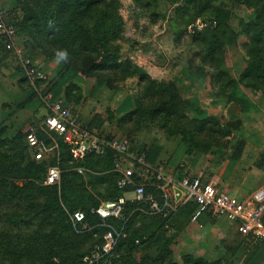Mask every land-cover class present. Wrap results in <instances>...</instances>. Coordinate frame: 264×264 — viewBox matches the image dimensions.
<instances>
[{
    "label": "trees",
    "instance_id": "16d2710c",
    "mask_svg": "<svg viewBox=\"0 0 264 264\" xmlns=\"http://www.w3.org/2000/svg\"><path fill=\"white\" fill-rule=\"evenodd\" d=\"M15 1L23 10L22 19L14 22L19 37L28 36L36 49L46 51L51 56H57L61 50L68 53L65 65L61 67L64 76L57 79L51 88L54 100L62 97V80L66 82L72 78L65 74L68 71L66 65L89 77H106L111 86L115 81H125L139 74L136 66L122 60L119 41L123 35V26L119 23L116 0ZM234 1L255 10L254 20L244 27L248 37L245 44L247 66L237 80L224 68L221 52L223 44L218 37H212L209 31L202 30L193 40L205 47L199 56L203 63L213 66V87L218 92L229 94L239 83L264 93V0ZM212 13L220 22H226L230 17L228 11L219 7L212 8ZM0 43L5 49L3 42ZM139 80L140 92L135 107L122 118L123 124L132 123L137 129L144 122H151L170 135L186 136L193 149L199 150L208 149L211 140L219 143V138L226 136L227 130L213 118L202 121L189 118V104L180 95L174 82L152 81L143 74L139 75ZM64 103L69 104L67 100ZM20 107H23L22 104ZM7 131V126L0 125V262L12 259L13 264H83L89 250L85 244L93 241L102 244L100 234L108 229L98 228L90 233L77 234L66 210L74 212L81 205L86 209L92 207L89 204L92 195L87 190L90 183L96 187L108 181L114 182V174L100 178L90 174L89 170L102 164L103 169L113 165L114 152L109 149L101 155L90 152L84 161L77 163L71 159L68 146L62 141L63 170L69 171L62 174L60 184L46 185L50 165L48 160L36 161L22 140L23 134L14 136ZM45 139L47 143L50 142V139ZM140 148L146 150L142 146ZM241 149L242 146L239 147ZM147 159L153 164L148 152ZM79 166L87 169L84 175L76 170ZM94 204L98 206V202ZM196 208V203L191 201L167 217L146 216L140 211L136 212L126 224L127 236L120 240L116 248L114 264H180L174 260L169 249L173 236L167 241L163 230L165 225L171 227L183 215L189 216L191 220ZM140 215L150 220L146 225L147 238L146 233L134 228ZM12 218L16 221L12 222ZM89 218L91 225L99 223L98 216L93 214ZM36 223L37 226L32 230ZM22 227L27 232L21 235ZM15 231H18L20 239L24 238L25 243L22 240V245H5V239H9V234ZM141 245L146 251L137 260L134 255ZM182 258V264H225L221 260L210 261L189 254Z\"/></svg>",
    "mask_w": 264,
    "mask_h": 264
},
{
    "label": "rangeland",
    "instance_id": "374dc122",
    "mask_svg": "<svg viewBox=\"0 0 264 264\" xmlns=\"http://www.w3.org/2000/svg\"><path fill=\"white\" fill-rule=\"evenodd\" d=\"M116 1L118 2L119 23L123 26V35L119 41L122 47V60L136 66L139 69V74L125 81H115L111 86L108 84L106 77H89L83 75L80 70L66 65L68 71L65 74L72 76V78L65 79L66 82L62 80V97L59 100H54V92L51 90L54 85L51 82H55L64 76L61 67L65 65V60L57 61L56 55L51 56L46 51H41L39 55L43 54L52 60L53 70L51 72L54 71L55 76L52 81L48 78L44 83L34 85L28 82V88L32 89L33 98H36L28 106L29 109L35 110L33 111V117L25 119L19 116L18 114L22 109L17 102L5 107L8 115H3L2 117V114H0V125L7 126V133L10 135L23 134L22 140L25 145H27L25 134L29 130H34L38 136L49 138L56 142L60 147V158L58 156L52 157L48 162L50 165L59 166L63 174L69 170H63L62 140L58 136L45 131L44 122L49 114V108L45 100L48 98L49 103L67 100L80 114L81 122L86 124L91 131L128 137L131 140L133 149L144 147L150 153L151 159L154 161L153 164L164 167L172 175L186 174L188 176H197L199 174L205 177L209 173L211 161L215 162L217 160L220 163L229 157L239 154L241 151L239 147L243 145L240 139V136H242V121L234 113L238 107H233L232 117L225 115V107L224 105L220 106L219 102L222 100L224 102L225 100L235 102L239 99L235 98L231 93H220L213 87L212 75L214 74V68H212L211 64L203 63L200 59L199 54L203 52L205 47L195 42L193 38L202 30L209 31L212 37L213 35L218 37L220 43L223 44L221 52L225 63L224 68L226 70L231 69L232 72L239 75L244 63L247 65L245 44L248 42V37L244 27L248 22L254 20L255 10L234 0ZM214 7L228 11L229 19L226 22L218 21L215 14L212 13V8ZM214 22H218L216 26ZM26 48L29 55L33 57V48L35 47L27 45ZM142 74L152 81L174 82L180 91V95L189 104L187 109L189 118L197 121H202L209 117L213 118L227 130L226 136L220 137L219 143L211 140L208 149L199 150L193 149L186 136L170 135L151 122H144L137 129L132 123L123 124L122 118L127 116L135 107L137 95L140 92V87L138 86L139 75ZM106 76L110 75L107 74ZM142 83L144 84V82ZM66 90H68L69 95L66 94ZM242 109H244L243 106ZM23 114L26 113L24 112ZM233 137H235V140L232 141ZM231 144L233 146H230ZM116 160L117 158L114 154L113 165L110 164L106 169H103V164L89 169L90 174L96 177H108L112 174L115 176L114 182L108 181L107 184H100L96 187L91 185V183L88 185L87 190L92 195L89 204H92V207L86 209L81 205L76 210L83 211L89 221V215H93L91 210L95 207L94 203L98 202L99 205L104 200L116 201L124 196L132 198L130 194L132 188L122 190L119 187L121 175L115 170ZM88 180L89 178L86 179V181ZM141 208L143 206L131 204L127 208L129 219L133 218L136 212L139 211L141 214L144 213V215L150 216L145 209ZM66 211H68L69 215L72 213L71 210ZM189 219V216L183 215L174 221L171 227L165 225L163 230L167 241L173 236V238L171 237L172 240H170L169 249L173 254L174 260L180 264L183 262V256H181L178 248V240L188 223L191 222ZM186 220L188 221L184 224ZM13 221H16V219L12 218ZM136 222L137 224L134 228L146 233L147 238L146 225L150 222L149 218H144L140 215ZM109 224L118 233L124 234L117 241L118 246L120 240L127 236L128 227L117 221H110ZM36 226L37 223L32 226V230ZM96 228L100 229L101 227ZM26 232V228L22 227L20 234L22 235ZM17 233L18 231L9 234V239L4 241L5 245L10 247L17 244L22 245L20 243L22 240L24 244V238L20 239V235ZM100 237L103 240L102 244L94 241L91 244H85L89 247L86 255L90 254L98 246V250L102 255L98 264H114L113 257L117 246L110 252L108 251L117 239L112 243V237L108 231H104L102 235L100 234ZM136 243L139 244L140 241H136ZM142 245L135 252L134 256L137 260L145 254L146 249ZM0 264H13V261L12 259H6Z\"/></svg>",
    "mask_w": 264,
    "mask_h": 264
},
{
    "label": "built area",
    "instance_id": "2783aa9c",
    "mask_svg": "<svg viewBox=\"0 0 264 264\" xmlns=\"http://www.w3.org/2000/svg\"><path fill=\"white\" fill-rule=\"evenodd\" d=\"M216 24L214 22L215 26ZM0 41L6 50L17 56L24 76L29 82L35 85L48 80L47 72L36 65L20 41L17 26L11 21L9 11L4 8H0ZM48 101L46 98L49 114L44 122L45 131L50 134L56 133L62 138L68 146L71 159L79 163L84 161L90 152L101 155L106 149L112 150L117 158L115 170L121 175L119 187L122 190L132 188L130 192L132 198L124 196L116 201L104 200L92 208V214L99 218L96 226L91 225L83 211L72 212L70 219L77 234L90 233L97 229L96 227L108 228L110 236L113 235L112 243L117 239L109 248L110 252L124 234L118 233L109 222L115 220L126 225L129 220L126 210L131 204L143 206L141 209H145L149 215L167 217L176 213L181 206L193 201L197 208L192 215V221L199 220L205 214L226 218L236 225L238 232L243 236L264 243V185L247 198L241 199L220 189L217 183L204 180L202 177L172 175L164 167L149 162L146 150L140 147L132 149L128 137L91 131L81 122L80 114L70 104ZM25 137L36 161L49 160L57 156L60 158V147L52 139L47 143L46 139L38 136L34 130L27 131ZM76 170L84 175L87 169L79 166ZM61 176L59 166L49 165L45 184L58 185ZM94 236L97 237V234ZM101 256L97 246L84 257L83 264H98Z\"/></svg>",
    "mask_w": 264,
    "mask_h": 264
},
{
    "label": "crops",
    "instance_id": "0c3cea01",
    "mask_svg": "<svg viewBox=\"0 0 264 264\" xmlns=\"http://www.w3.org/2000/svg\"><path fill=\"white\" fill-rule=\"evenodd\" d=\"M0 8L9 11L13 22L17 23L18 19L23 17L22 7L15 0H0ZM20 40L24 44L28 42L26 45L34 46L28 36ZM33 50L34 62L47 72L52 81L55 76V72H51L52 60L43 54L39 55L41 53L39 49ZM36 54L38 55L35 58ZM246 66L244 63L239 75L231 69L227 71L233 78L238 79ZM51 84L54 85L55 82ZM230 93L239 100L218 102L220 106L224 105L226 116L232 117L233 107H238L234 113L242 121L240 136L243 142L242 149L239 154L220 163L217 160L211 161L209 173L205 177L199 174L192 177L213 181L220 189L244 199L264 185V93L246 88L239 83ZM35 99L32 89L28 88V80L24 78L19 59L13 52L4 49L0 43V114L2 117L7 116L5 107L18 102L23 106L18 115L25 119L32 118L35 110L29 109L28 106ZM71 106L75 109L73 105ZM24 112L26 114H23ZM178 244L181 256L189 254L210 261L221 260L225 264H264V243L243 236L238 232L236 225L226 218L205 214L197 221L191 220L179 236Z\"/></svg>",
    "mask_w": 264,
    "mask_h": 264
},
{
    "label": "clouds",
    "instance_id": "9594fccd",
    "mask_svg": "<svg viewBox=\"0 0 264 264\" xmlns=\"http://www.w3.org/2000/svg\"><path fill=\"white\" fill-rule=\"evenodd\" d=\"M68 57V53L67 51L65 50H61V51H58L57 52V61H60V60H66Z\"/></svg>",
    "mask_w": 264,
    "mask_h": 264
}]
</instances>
